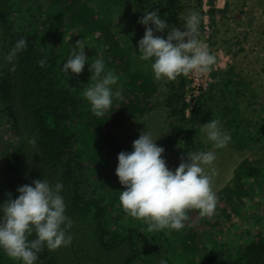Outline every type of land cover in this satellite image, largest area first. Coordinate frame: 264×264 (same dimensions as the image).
I'll return each instance as SVG.
<instances>
[{
	"label": "trees",
	"instance_id": "16d2710c",
	"mask_svg": "<svg viewBox=\"0 0 264 264\" xmlns=\"http://www.w3.org/2000/svg\"><path fill=\"white\" fill-rule=\"evenodd\" d=\"M182 1L188 2L0 0V202L9 195L15 198L19 186L45 178L53 185L57 182L62 185L66 215L72 221L68 229L71 243L54 251L43 248L38 253L43 260L49 259L51 264L54 260V264H160L164 257L168 264H264V222L259 221H264V205L255 203L257 230L240 234L234 231L238 239L233 247L228 249L216 237L231 236L233 226L224 229L223 225L228 219L240 216L235 208L236 200L264 199V158L256 159L252 166H247L250 165L248 159L239 164L235 169L236 177L216 196L214 213L201 217L198 210H189L184 228L175 233V241L167 247L162 245L148 252V243L153 238L140 233L144 238L138 239L135 219L126 226L121 224V212L116 211L121 209L120 202H110L117 199L119 189L123 188L115 175L117 155L123 148L112 141L107 130L104 134L103 129L118 127L132 116L142 118L154 105L163 104L156 103L152 95L159 92L154 78L135 72L124 58L121 45H137V36L144 35L145 27L138 23L144 11L156 10L169 28H177L182 21L179 12L184 6ZM196 2L201 4V0ZM17 9L19 13L15 12ZM212 13L219 14L221 20L226 19L229 7L217 11L214 8ZM149 27L153 26L149 24ZM167 32L168 29L164 32L154 29V35L165 38ZM21 37L27 46L10 64L3 57ZM100 37L106 43H101ZM78 40H83V47L104 45L111 50L120 91H124L122 87L127 83L133 91L134 98L132 96L133 100H129L125 108L111 106V115L94 116L81 91L91 83V70L84 71L82 77L72 75L70 70L67 75L61 71ZM42 58L46 61L43 68L37 63ZM91 62L93 57L88 58L87 63ZM120 66L126 68L120 69ZM125 77L129 79L126 84ZM215 78V83L202 91L196 101L192 117H186L185 81L181 80L179 86L171 85L164 106L173 132L167 138L171 139L166 142L167 146L183 140L186 145L194 144L193 140L199 142L201 126L210 119H217L224 130L231 131L239 153L254 149L258 136L264 139L263 129L248 130L246 125L252 120L263 127L264 112L259 111L262 114L257 120L235 109L239 106L236 99L241 96L244 79L227 73ZM221 100L226 103L222 107L218 106ZM83 130L89 131L95 139H84ZM91 130L96 133L102 130L101 138ZM184 146L179 144L178 152L182 156L187 152L181 151ZM113 216L114 219H109ZM139 227L145 226L140 224ZM142 242L145 256L140 246ZM203 247L206 251L201 253ZM0 264H20V261L0 250Z\"/></svg>",
	"mask_w": 264,
	"mask_h": 264
},
{
	"label": "clouds",
	"instance_id": "9594fccd",
	"mask_svg": "<svg viewBox=\"0 0 264 264\" xmlns=\"http://www.w3.org/2000/svg\"><path fill=\"white\" fill-rule=\"evenodd\" d=\"M201 20L198 13L190 12L184 17V31H181L176 27L169 28L156 10L144 11L143 16L138 19L145 31L137 42L139 51L136 54L140 61L149 62L146 66H150L157 80L164 78L171 80V85L179 86L181 80L186 83L183 76H206L215 66L216 56L198 38ZM149 24L153 27H149ZM154 29L156 32L168 29L166 38L154 35ZM83 43V40L76 41L75 47L72 46L68 58L63 62L61 71L66 75L69 70L76 75L83 71L88 61ZM26 46L23 37L17 39L3 58L12 64L17 54ZM122 54L128 59L124 51ZM37 63L41 68L46 65L43 58ZM87 64L91 70V83L83 87L82 95L92 114L98 118L104 117L113 101L121 98L118 76L112 70L106 69L103 59H94L91 64ZM217 75L219 74L215 73L197 87L190 85L187 88L185 85L184 103L194 101V107L202 91H207L215 83ZM156 91H159L158 84ZM170 93L168 90L164 95L160 91L154 93V98L159 97L155 98V102L163 103L164 107ZM165 94L168 95L163 99ZM187 109L188 107L186 117ZM201 129L214 148L225 147L238 152L233 143L236 139H232L230 130H224L217 119H210ZM156 140L145 130L132 142L130 152L118 153L115 175L123 186L118 199L126 216L142 220L147 225L145 231L148 233L180 231L189 219V210H198L201 217L214 213L217 206L216 196L221 192L218 189H222L236 177V168L232 170L231 179L229 172V176L222 182L224 185L217 189L218 185L210 181L216 177L210 178L205 173V166L211 165L216 159L215 152L187 151L186 161L182 160L175 170H171L163 158L165 150L157 145ZM216 190L218 191L215 194ZM16 191L18 195L15 198L9 195L5 201L0 202V250L9 258L20 261V264H38V253L43 248L54 251L67 247L72 240L68 233L72 221L66 215V204L61 195L62 185L58 182L53 185L42 178L33 180L31 185H21ZM33 234L34 238H31ZM160 264H168V260L161 257Z\"/></svg>",
	"mask_w": 264,
	"mask_h": 264
},
{
	"label": "rangeland",
	"instance_id": "374dc122",
	"mask_svg": "<svg viewBox=\"0 0 264 264\" xmlns=\"http://www.w3.org/2000/svg\"><path fill=\"white\" fill-rule=\"evenodd\" d=\"M208 1V3H203L201 0V4L197 3L196 0H188V2L182 1V4L184 6H182V8L179 10V12L182 14V21L178 23L177 29L181 31H184L183 21L186 15H188L190 12H196L200 16L202 15L203 22L199 26L198 38L205 42L208 45L210 51L216 56V64L206 76H183L186 80L187 88L190 87V85H194L197 87L201 83H204L205 79H210V77L215 73H227V75H230L232 77L238 74L241 79H244L245 85L243 86L244 88L240 93L241 96H238L239 98L236 99L239 106L235 107V109L242 110L244 114L246 113V116H248L249 118L254 116L258 120V116L262 114L259 113V111L264 112V0ZM227 5L229 7V13L226 19L221 20L219 14L212 13V10L214 8L211 7L215 6V9L217 11L223 10L224 8L228 9ZM15 12L19 13L20 10L17 9L15 10ZM93 13L96 14L95 11H93ZM96 20L98 22L100 21V19H98V16ZM207 23L210 26H208ZM125 25H128V22ZM104 26L107 27L106 21ZM209 31L211 32L209 33ZM142 37L143 36L139 34L137 36L138 41ZM100 40L101 43L105 42L101 37ZM121 47L124 53L128 56L129 65H132V68H135V72L137 71V73L142 76L146 75V77L152 76L155 82L159 85V91L163 93V95L167 90L168 93H170L171 80H167L164 78L157 80L154 77L150 66H146L147 64H149V62L140 61L138 59L137 54L139 50L137 48V45L122 43ZM84 48V53L87 59H91V57H93V60L103 59L106 69L112 70L115 73V67L112 64L113 61L110 57L112 55L111 50L108 49V46L104 47L103 45V47H94L93 45L91 47L88 46ZM122 68H126V66H120V69ZM89 69V65L85 64L83 71L79 74L78 77H82V73L84 71H88ZM72 75L75 76L76 74ZM126 80L129 79L125 77V84ZM166 85L168 88H166ZM122 88L124 89V91H121V98L114 100L112 104V106H115L117 109L125 108L127 102L129 100H133L134 98L133 91L131 90V88H129L128 83L125 85V87L123 86ZM190 91L191 90H189V92ZM135 95L137 96L136 93ZM166 95L168 94H165V96H163V99L166 98ZM234 96H236V93L234 94ZM155 98L157 99L159 97L155 96ZM135 101L137 100L135 99ZM193 102L189 104L185 103L186 107H188V117L193 116ZM225 104L226 103L221 100V102L218 103V106L222 107ZM151 105L154 104L151 103ZM163 105L164 104H159L158 106L154 105V108L146 112L142 118H139L138 116H132L128 121L122 123L118 127L109 128V130L106 128L105 130L103 129V133L106 134L107 130V132L109 133L108 136L112 138L113 142L120 144L123 148V151L130 152L132 150V142L138 138L141 132L146 130L151 134L154 140L157 139V145L164 148L165 151L163 153V158L166 161L167 167L171 170H175V168L181 163L182 160L186 161L185 152L189 149H195L196 151H213L216 154V159L211 165L205 166V173L208 174L210 178L216 177L215 179H210V181L213 184L218 185L217 189L221 185H224V183L222 184V182L229 176V172L231 179L232 170L239 166V164H242V162L246 159H248V164H250L247 166H252L253 162L256 159L263 160L261 158L264 157L262 155V153L264 152V139L260 138V136H258L256 140L255 149H246L242 153H239L235 150L233 151L225 147L214 148L212 142L206 139V136L203 132L200 139L198 138L199 135H197L199 142H196L195 140L192 141L194 144L186 145L185 140H183L182 143H180L181 141H177L167 146L166 142L171 140H167V138L171 137L173 132L169 128L171 121L166 118V109L163 107ZM87 106L88 108L90 107L89 104ZM112 110L113 108L111 107L107 113H110ZM261 122H263V127L261 125H256L257 122L252 120L246 125L248 127V130L250 128L251 130H254V128L263 129L262 132H264V120H262ZM91 131L94 132L96 136H99L101 138L102 130L99 133H96L93 130ZM81 135L86 140L95 139L94 135H92L89 131L83 130L81 132ZM179 144L185 145L181 150L184 151V156L180 155V153L178 152L180 148ZM222 149L226 150L222 152ZM218 190L215 191V194ZM119 191H123V188L119 189ZM212 191L214 192V190ZM118 197L116 200L110 202H119ZM240 201L243 202L242 205ZM240 201L236 200L235 205V208L240 213V216L234 218L233 220L228 219L229 222H226L228 224L225 223V225H223L224 229L233 226L231 236H216L217 240L220 243H225L228 246V249L230 247H233L236 239H238V237H236V233L234 235V231H237V234H240V232L244 233V231H249L252 233L257 230L258 226H255L254 222L257 214L255 212V203L264 205V199L259 198H256V202L247 198H244ZM118 206H120V203ZM116 211L121 212V217H119V220L120 223L125 226L131 219H133L131 217H127L122 208H117ZM114 217L115 216L109 217V219L112 220L114 219ZM193 221L195 223V219ZM259 221L264 222L262 219H260ZM140 224L145 227H139ZM135 227V234L139 236L138 239L144 238L143 235L150 237L151 239L153 238V240L148 243V252L162 245L166 247L169 246L170 242L175 241V233L178 232L165 230L160 232L148 233L147 231H145L147 225L142 220L137 219H135ZM111 228L113 229V226ZM140 233L143 235H141ZM184 235H187L186 231ZM140 246H142L144 250L143 256H145L144 242H142ZM205 251V247H203L201 253H204ZM36 262H38V264H51L49 259L45 261L41 258L40 255H38V259ZM54 263H56L55 260L53 261V264Z\"/></svg>",
	"mask_w": 264,
	"mask_h": 264
},
{
	"label": "built area",
	"instance_id": "2783aa9c",
	"mask_svg": "<svg viewBox=\"0 0 264 264\" xmlns=\"http://www.w3.org/2000/svg\"><path fill=\"white\" fill-rule=\"evenodd\" d=\"M207 25L210 26L208 23H207ZM210 32H211V31H209V33H210Z\"/></svg>",
	"mask_w": 264,
	"mask_h": 264
},
{
	"label": "bare ground",
	"instance_id": "6f19581e",
	"mask_svg": "<svg viewBox=\"0 0 264 264\" xmlns=\"http://www.w3.org/2000/svg\"><path fill=\"white\" fill-rule=\"evenodd\" d=\"M224 8V7H223Z\"/></svg>",
	"mask_w": 264,
	"mask_h": 264
}]
</instances>
